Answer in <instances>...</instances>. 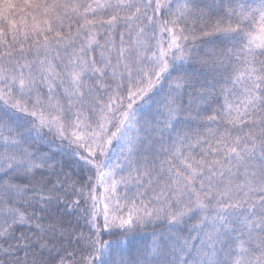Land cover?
<instances>
[{"label":"snow or ice","instance_id":"obj_1","mask_svg":"<svg viewBox=\"0 0 264 264\" xmlns=\"http://www.w3.org/2000/svg\"><path fill=\"white\" fill-rule=\"evenodd\" d=\"M0 264H264V0H0Z\"/></svg>","mask_w":264,"mask_h":264}]
</instances>
